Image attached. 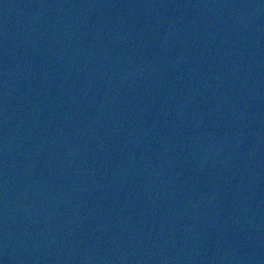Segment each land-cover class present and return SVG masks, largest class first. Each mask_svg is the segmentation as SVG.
Listing matches in <instances>:
<instances>
[{
  "label": "water",
  "instance_id": "1",
  "mask_svg": "<svg viewBox=\"0 0 264 264\" xmlns=\"http://www.w3.org/2000/svg\"><path fill=\"white\" fill-rule=\"evenodd\" d=\"M2 264H264V0H0Z\"/></svg>",
  "mask_w": 264,
  "mask_h": 264
},
{
  "label": "snow or ice",
  "instance_id": "2",
  "mask_svg": "<svg viewBox=\"0 0 264 264\" xmlns=\"http://www.w3.org/2000/svg\"><path fill=\"white\" fill-rule=\"evenodd\" d=\"M0 264H2V261H0Z\"/></svg>",
  "mask_w": 264,
  "mask_h": 264
}]
</instances>
